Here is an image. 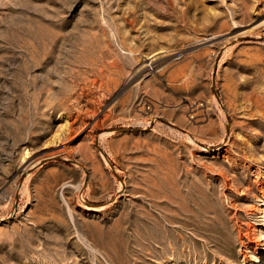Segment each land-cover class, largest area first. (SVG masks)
Returning <instances> with one entry per match:
<instances>
[{
  "label": "rangeland",
  "instance_id": "obj_1",
  "mask_svg": "<svg viewBox=\"0 0 264 264\" xmlns=\"http://www.w3.org/2000/svg\"><path fill=\"white\" fill-rule=\"evenodd\" d=\"M0 264H264V0H0Z\"/></svg>",
  "mask_w": 264,
  "mask_h": 264
},
{
  "label": "bare ground",
  "instance_id": "obj_2",
  "mask_svg": "<svg viewBox=\"0 0 264 264\" xmlns=\"http://www.w3.org/2000/svg\"><path fill=\"white\" fill-rule=\"evenodd\" d=\"M24 157H25V158H26V157H29V153H26V155H25ZM39 163H40V161H39L37 164H39ZM88 208H89V210H94L93 207H88Z\"/></svg>",
  "mask_w": 264,
  "mask_h": 264
}]
</instances>
